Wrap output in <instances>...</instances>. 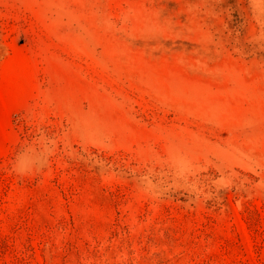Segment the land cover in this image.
<instances>
[{"label":"rangeland","instance_id":"obj_1","mask_svg":"<svg viewBox=\"0 0 264 264\" xmlns=\"http://www.w3.org/2000/svg\"><path fill=\"white\" fill-rule=\"evenodd\" d=\"M0 264H264V0H0Z\"/></svg>","mask_w":264,"mask_h":264}]
</instances>
